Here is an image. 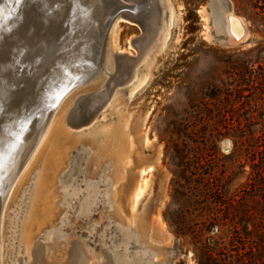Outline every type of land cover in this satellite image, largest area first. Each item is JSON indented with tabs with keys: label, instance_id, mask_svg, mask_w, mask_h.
<instances>
[{
	"label": "rangeland",
	"instance_id": "obj_1",
	"mask_svg": "<svg viewBox=\"0 0 264 264\" xmlns=\"http://www.w3.org/2000/svg\"><path fill=\"white\" fill-rule=\"evenodd\" d=\"M153 2L140 3L146 16L157 11ZM220 4L245 19L246 41L222 42L215 28ZM163 6L165 20L169 7L176 20L166 44L153 46L139 66L146 82L133 92L135 81L117 86L87 124L78 126L74 113L83 100L90 109L107 88L101 86L112 73L113 54L139 55L131 41L143 35L134 16L138 1L115 7L123 16L90 43L96 49L90 67L80 66L78 52L72 55L87 47L86 38L78 39V49L43 56L37 66L35 75L50 64L43 85L58 82L55 96L76 85L51 115L57 114L53 124L65 118L70 140L55 173L54 215L35 241L53 255L70 240L83 242L98 256L92 264H264V0H163ZM61 65L66 69L53 82ZM35 164L5 212V264L29 263L24 226L43 171ZM144 179L135 203L134 189ZM158 216L169 242L142 232Z\"/></svg>",
	"mask_w": 264,
	"mask_h": 264
},
{
	"label": "bare ground",
	"instance_id": "obj_2",
	"mask_svg": "<svg viewBox=\"0 0 264 264\" xmlns=\"http://www.w3.org/2000/svg\"><path fill=\"white\" fill-rule=\"evenodd\" d=\"M149 1L151 2V0ZM149 1L144 4H148ZM153 1L156 4L155 7L157 11L145 16L146 23L144 24L143 28V35L135 39L132 38L131 40L132 44L138 50V57H132L131 53L128 51H121L113 54L112 73L109 74L110 77L108 81L105 82L103 86H101V89L104 87L107 88H104L103 90L100 89L101 91L96 93V97L90 106L89 120H91L103 107L110 91V87L116 83H118L117 86H119L121 84H132V82L135 81L134 87L132 89L133 92L146 82L148 77L147 75H142L139 66L150 57L153 46L157 45L158 42L160 45L162 44V46L166 44L170 36V30L176 20V13L173 7H169L167 9L169 11V17L167 20H165L166 8L163 6V0ZM20 2V0H17L18 7ZM219 2H221V0H219ZM23 3L24 0L22 1V4ZM4 7L5 9L9 8V3L6 2ZM18 7L15 8V12ZM151 7L148 8L151 9ZM5 9H3V11L0 13V31L2 27H6V32L10 31L11 33L12 25L10 22L3 23L2 21V16L5 15L6 11ZM14 11L10 13L16 14ZM75 12H77V10H75ZM200 12H202V10H200ZM78 15L81 17L83 15L82 11H78ZM40 24L41 23L39 22L37 26ZM215 28L218 34L224 36L222 42L230 45H236L244 42L249 37V30L247 28L245 19L235 14L231 9L224 8L222 4H220L217 9ZM34 29L35 27L30 30L26 39H22V35L20 33L17 34V32L14 33L16 35L15 37L11 34L10 37L9 34H5L6 38H2L0 41L2 44L1 48L3 49L2 53L7 60L4 67L5 69H3V67L0 69V108L6 110V114L4 115V117H6L3 122L0 123V129H8V127L12 124V120L15 119L16 116L19 117L24 113V104H27V109L30 107L29 102H26L24 98L27 96L28 88L37 84V81H35L34 85H29V82L34 79L35 76L36 79H38L41 75L40 73L37 76V74L35 75L34 72L37 71V66L41 64L42 57L59 50L63 51L66 49L68 52V50H73L75 47L78 49L80 47V41H78V39L81 40L85 39L86 37L81 35L83 30H78L76 28L74 30H70L69 32L65 30V32L59 36L56 34L54 35L44 33L40 35L37 34V36H35L33 35L35 31ZM0 36L2 37L1 33ZM76 40L78 41L77 46L75 44V46L69 48V43H73ZM86 48L87 47H84V49L79 48L78 51L75 50V53L72 54L74 55L78 52V60H80L82 63L80 66H85L87 61H89L88 59L90 58V54H92L90 49ZM65 67L66 66L61 65L52 72L51 77L54 79L53 82L58 79L57 75L66 69ZM82 71L83 76L86 77L88 71L83 67ZM75 85V82L72 83L66 91L62 92L61 96H54L53 104H57L60 98ZM41 91L42 89L39 87L37 90V96H40ZM74 98H76V96ZM46 100H48V97ZM74 100L72 98V100L69 102L73 103ZM48 101H50V98ZM27 109L25 108V110ZM55 115H57L56 112L53 114V117L50 120L46 121L42 125L26 157L23 159L15 173H6V179L4 178L3 180H0V264H5V212L11 202V198L13 197L15 189H17L16 187L20 182L19 180L22 178L21 185L25 183L24 181H26V176L28 175L26 172L30 168L31 163H42L43 171L41 172V176L38 180L33 203L31 202L32 206L28 214L26 225L24 226L23 242L26 245V250L29 256L28 264H92L91 261L95 258H98L97 255H94V253L88 247H86L85 243L77 240H70L67 249L62 254L58 253L55 255L51 254L49 245L35 241V236L38 234V231H40L48 223V220L54 215V203L56 200L55 194L53 193L56 192V186L58 182V178L56 177L55 173L57 170H61L62 168L67 156L64 145L70 140L69 131L65 127V124L67 123L65 122V118H62V121L53 124ZM229 148L230 142L225 140L224 149L228 150ZM145 172H147V169L142 170V176L145 175L143 174ZM146 184V180L144 179L135 187L133 193V200L135 203L139 202L146 189ZM47 200L48 203H45ZM102 218L103 216H101V219ZM131 225V222L128 223V226ZM141 228L145 235H149V238L154 237L156 240L163 242H169L171 240L172 235L167 230V226L160 216L156 217V219L150 225ZM20 264L25 263L21 261Z\"/></svg>",
	"mask_w": 264,
	"mask_h": 264
},
{
	"label": "water",
	"instance_id": "obj_3",
	"mask_svg": "<svg viewBox=\"0 0 264 264\" xmlns=\"http://www.w3.org/2000/svg\"><path fill=\"white\" fill-rule=\"evenodd\" d=\"M18 3L17 0H0V13L5 9V3H9L10 7L5 9V15L2 16V21L10 22L12 25V32H6V27H2L0 33V41L5 37V34L16 36L14 33L21 34L22 39L28 37V33L33 27H35L34 34H56L61 35L62 33L75 28L78 30H83L82 36H86L85 41L88 43L87 48H90V43H97L99 40L100 34L103 32H109L110 28L113 26L114 22L120 16H123L121 11H116L115 9H121L125 5V0H20ZM139 3V10L134 15L136 17V22H138L142 28L146 23L145 12L142 9L140 3H147V0H137ZM75 4V6H74ZM17 8L16 12L14 11ZM116 7V8H115ZM14 11L16 14H11L10 12ZM77 10V12H75ZM78 11H82V16L78 15ZM3 13V12H2ZM33 13V14H32ZM32 14V16H31ZM41 23L39 26H37ZM37 26V27H36ZM30 36V35H29ZM81 41V40H80ZM78 41L70 42L69 48L75 46ZM2 44L0 43V48ZM91 49V48H90ZM92 50V49H91ZM3 49H0V69H5L6 57L2 53ZM96 49L92 50L94 57V52ZM92 59L87 61L86 64L90 67ZM49 69V70H48ZM50 64L43 66L40 69V77L31 81L33 87L30 86L27 91V96L24 100L29 102L30 107L27 109V104H24L23 111L19 117L16 116L12 120V124L6 128L0 129V180L6 179V173H15L17 168L20 166L23 159L26 157L30 147L32 146L39 130L42 125L50 120L52 112L55 110L57 104H53L54 94L57 92L56 82L54 85H43V81L46 78V74L50 72ZM38 73V74H39ZM37 74V76H38ZM45 77V78H44ZM48 77V76H47ZM31 85V84H30ZM118 83L110 87V91L105 100V103L113 93L114 89ZM41 87L42 91L40 96H37V90ZM44 89V90H43ZM51 92V94H49ZM37 93V94H36ZM46 96L48 100H46ZM91 98L90 95H86L85 98ZM30 98V99H29ZM29 100V101H28ZM33 101V103H32ZM84 104L74 113V121L78 122V126H82L90 122V113L87 101L83 100ZM104 103V105H105ZM103 105V106H104ZM25 108L27 110H25ZM6 110L0 108V123L5 119L4 115ZM87 121V122H85Z\"/></svg>",
	"mask_w": 264,
	"mask_h": 264
}]
</instances>
